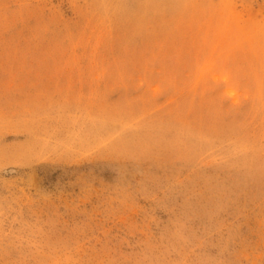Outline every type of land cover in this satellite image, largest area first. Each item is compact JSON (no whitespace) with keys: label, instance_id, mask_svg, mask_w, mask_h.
I'll list each match as a JSON object with an SVG mask.
<instances>
[{"label":"rangeland","instance_id":"1","mask_svg":"<svg viewBox=\"0 0 264 264\" xmlns=\"http://www.w3.org/2000/svg\"><path fill=\"white\" fill-rule=\"evenodd\" d=\"M0 264H264V0H0Z\"/></svg>","mask_w":264,"mask_h":264}]
</instances>
